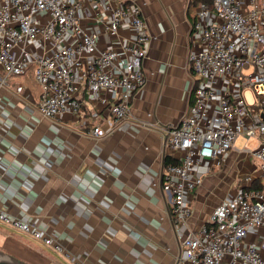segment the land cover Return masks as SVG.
<instances>
[{"label":"built area","instance_id":"built-area-1","mask_svg":"<svg viewBox=\"0 0 264 264\" xmlns=\"http://www.w3.org/2000/svg\"><path fill=\"white\" fill-rule=\"evenodd\" d=\"M192 33L193 102L179 124L162 131L170 159L162 189L180 242L178 264H264V249L249 241L264 230V0L202 2ZM152 40L131 0H0L1 82L33 70L41 90L37 111L50 119L84 116L86 98L95 115H107L108 130L91 131L96 138L131 119L134 95L147 82L143 63ZM245 89L255 94L254 104ZM241 137L259 141L244 149L259 164L257 187H242L184 235L201 170L220 166ZM0 223L70 257L32 220L0 207Z\"/></svg>","mask_w":264,"mask_h":264},{"label":"crops","instance_id":"crops-1","mask_svg":"<svg viewBox=\"0 0 264 264\" xmlns=\"http://www.w3.org/2000/svg\"><path fill=\"white\" fill-rule=\"evenodd\" d=\"M131 1L153 38L143 63L147 82L134 95L131 119L106 136L91 135L95 126L108 130L107 115H95L86 98L84 116L46 118L37 111L41 90L33 70L4 84L0 68V207L34 221L70 257L0 223V242L11 256L34 264H178L180 242L162 189V131L179 124L190 105L197 11L190 0ZM240 139L243 148L236 146ZM238 141L220 166L201 170L184 235L242 187H257L259 164L244 149L259 141ZM263 234L253 231L249 241L264 249Z\"/></svg>","mask_w":264,"mask_h":264},{"label":"rangeland","instance_id":"rangeland-1","mask_svg":"<svg viewBox=\"0 0 264 264\" xmlns=\"http://www.w3.org/2000/svg\"><path fill=\"white\" fill-rule=\"evenodd\" d=\"M192 10H194V9H192ZM245 97H246L247 102L250 105L254 104L255 101H256V96H255V94L253 93V91L251 89H245ZM244 145H245V142L243 140H241V139L236 144V146L238 148H243ZM254 145H255V142L254 141H251L248 146L253 147ZM4 243H6V242H0V251L6 253V249H8V247L5 246ZM15 255H17V257H19V258H21L23 260H26V261L34 264L31 260H29L28 258L24 257V255H20V253L15 254Z\"/></svg>","mask_w":264,"mask_h":264},{"label":"water","instance_id":"water-1","mask_svg":"<svg viewBox=\"0 0 264 264\" xmlns=\"http://www.w3.org/2000/svg\"><path fill=\"white\" fill-rule=\"evenodd\" d=\"M0 264H29V263L0 251Z\"/></svg>","mask_w":264,"mask_h":264},{"label":"trees","instance_id":"trees-1","mask_svg":"<svg viewBox=\"0 0 264 264\" xmlns=\"http://www.w3.org/2000/svg\"><path fill=\"white\" fill-rule=\"evenodd\" d=\"M211 0H190V4L192 7L196 8V11H197V8L199 6L200 3L202 2H210ZM195 23V22H194ZM193 102V90H192V94L190 96V103ZM263 108H264V105H263ZM170 162V159L169 158H165V165L168 164Z\"/></svg>","mask_w":264,"mask_h":264}]
</instances>
